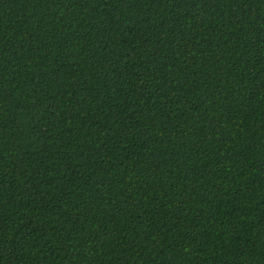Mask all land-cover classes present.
<instances>
[{"label":"trees","instance_id":"16d2710c","mask_svg":"<svg viewBox=\"0 0 264 264\" xmlns=\"http://www.w3.org/2000/svg\"><path fill=\"white\" fill-rule=\"evenodd\" d=\"M0 264H264V0H0Z\"/></svg>","mask_w":264,"mask_h":264}]
</instances>
